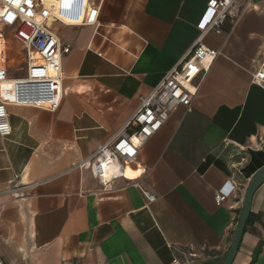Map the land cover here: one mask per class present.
<instances>
[{"label": "crops", "instance_id": "0c3cea01", "mask_svg": "<svg viewBox=\"0 0 264 264\" xmlns=\"http://www.w3.org/2000/svg\"><path fill=\"white\" fill-rule=\"evenodd\" d=\"M208 1L104 0L97 25L56 22L72 48L62 57L64 100L56 112L9 105L12 131L0 136L6 264H222L248 183L264 167V87L252 76L264 0H238L236 20L203 37L219 54L195 80L190 108L141 148L153 202L129 178L105 193L79 166L181 62L211 21ZM226 184L233 193L219 205ZM251 203L232 264H264V183Z\"/></svg>", "mask_w": 264, "mask_h": 264}, {"label": "built area", "instance_id": "2783aa9c", "mask_svg": "<svg viewBox=\"0 0 264 264\" xmlns=\"http://www.w3.org/2000/svg\"><path fill=\"white\" fill-rule=\"evenodd\" d=\"M104 0H0V42L6 48L5 29L23 51V75H15L7 64L6 50L0 51V136L11 134L9 105L32 106L56 112L64 100L62 57L70 53L65 42L49 25V20L63 25H97ZM238 0H209L211 21L192 44L181 62L166 72L163 80L142 99L135 114L118 134L101 144L79 166L90 169L103 192L112 189L121 178H129L153 202L156 196L145 189L141 179L145 169L138 155L141 148L160 131L179 107L190 108L196 95L195 80L208 71L219 50L206 45L203 37L211 32L221 34L228 19L236 20ZM9 60V57H8ZM253 82L264 87V51L260 65L252 73ZM229 184V183H228ZM233 193L232 185H223L215 196L221 205ZM194 247H191V251ZM196 255V253H191ZM178 261V258L175 259ZM0 264H6L0 256Z\"/></svg>", "mask_w": 264, "mask_h": 264}, {"label": "water", "instance_id": "95a60500", "mask_svg": "<svg viewBox=\"0 0 264 264\" xmlns=\"http://www.w3.org/2000/svg\"><path fill=\"white\" fill-rule=\"evenodd\" d=\"M262 183H264V167L259 169L255 173V175L252 177L250 182L248 183V186H247L248 188L245 191L244 198H243L244 206H243L242 212L239 217V222L237 224V227L234 233V238H233V241L228 249V253L224 261L222 262V264H232L234 257L236 256L238 252L237 249L242 240V237H243L242 234L244 232V229L249 219L248 217H249L251 207H252L251 201H252L253 195Z\"/></svg>", "mask_w": 264, "mask_h": 264}, {"label": "rangeland", "instance_id": "374dc122", "mask_svg": "<svg viewBox=\"0 0 264 264\" xmlns=\"http://www.w3.org/2000/svg\"><path fill=\"white\" fill-rule=\"evenodd\" d=\"M48 3H53L54 0H46ZM49 25L52 27L56 26V22L53 20H49ZM5 39H6V48L2 47L0 42V51L4 52L6 50L7 55V64L11 66V71L15 75H23L25 73V69L22 68L25 66V61L23 57V51L20 50V44L13 38V34L9 28L5 29ZM9 57V60H8Z\"/></svg>", "mask_w": 264, "mask_h": 264}, {"label": "trees", "instance_id": "16d2710c", "mask_svg": "<svg viewBox=\"0 0 264 264\" xmlns=\"http://www.w3.org/2000/svg\"><path fill=\"white\" fill-rule=\"evenodd\" d=\"M251 217H252V213H250V215H249V217H248L249 219H248V222H247V224H248V223H249V221L252 219Z\"/></svg>", "mask_w": 264, "mask_h": 264}, {"label": "snow or ice", "instance_id": "6c2138e0", "mask_svg": "<svg viewBox=\"0 0 264 264\" xmlns=\"http://www.w3.org/2000/svg\"><path fill=\"white\" fill-rule=\"evenodd\" d=\"M29 2H30V0H29Z\"/></svg>", "mask_w": 264, "mask_h": 264}]
</instances>
